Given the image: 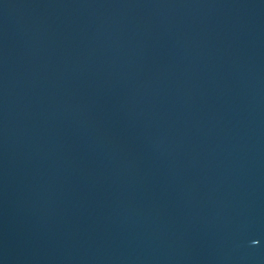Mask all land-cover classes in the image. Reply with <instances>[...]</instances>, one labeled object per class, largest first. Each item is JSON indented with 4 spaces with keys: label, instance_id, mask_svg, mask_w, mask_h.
I'll return each mask as SVG.
<instances>
[{
    "label": "water",
    "instance_id": "1",
    "mask_svg": "<svg viewBox=\"0 0 264 264\" xmlns=\"http://www.w3.org/2000/svg\"><path fill=\"white\" fill-rule=\"evenodd\" d=\"M0 264H264V0H0Z\"/></svg>",
    "mask_w": 264,
    "mask_h": 264
}]
</instances>
